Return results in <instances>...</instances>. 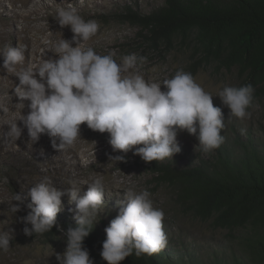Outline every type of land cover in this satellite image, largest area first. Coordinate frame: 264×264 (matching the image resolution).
Returning <instances> with one entry per match:
<instances>
[{
    "label": "clouds",
    "instance_id": "obj_1",
    "mask_svg": "<svg viewBox=\"0 0 264 264\" xmlns=\"http://www.w3.org/2000/svg\"><path fill=\"white\" fill-rule=\"evenodd\" d=\"M55 20L60 28L69 27L73 35L71 40L61 37L54 45L53 57L42 56L39 62L25 67L26 46L0 48V69L19 82L14 91L20 110L25 107L24 101L29 102L28 113L22 115L20 111L18 119L0 133L4 143L21 137L20 121L31 144L46 134L55 150L74 145L82 123L93 131L107 132L113 152L121 153L109 156L117 163L124 162L133 149L134 155L146 163L172 158L181 151L177 135L184 130L197 135L199 144L195 148L206 154L223 144L222 109L213 105L214 96L191 73L181 69L170 79L148 82L138 67L146 57L129 54L118 64L114 52L99 55L92 47L82 46L97 34L96 20H85L75 7H60ZM254 91L251 84L224 86L215 97L229 110V116L244 119L251 115L248 109ZM85 185L87 191L81 195V187L60 190L44 177L26 193L31 203L21 218L26 225L23 232L26 236L43 234L55 226L66 241L65 251L55 254L58 264H94L83 241L99 221L105 184L97 177ZM123 193L116 217L104 229L106 239L100 256L107 264H120L133 254L152 256L167 244L164 212L154 207L151 193L147 189L137 191L135 185H129ZM64 195L75 204V225L66 229L56 224ZM24 198L22 192L15 193L13 201L22 203ZM11 210L14 214L20 211L19 203H12ZM12 239L11 228L0 231V250L9 251Z\"/></svg>",
    "mask_w": 264,
    "mask_h": 264
},
{
    "label": "rangeland",
    "instance_id": "obj_2",
    "mask_svg": "<svg viewBox=\"0 0 264 264\" xmlns=\"http://www.w3.org/2000/svg\"><path fill=\"white\" fill-rule=\"evenodd\" d=\"M163 5L164 0H0V48L5 45L26 46L25 67L39 62L42 56L53 57L54 45L61 37L71 40L73 35L69 27L60 28L56 22L57 10L60 7H75L85 20L93 19L99 24L97 34L89 41L83 42V47H92L99 55L114 52V59L118 64L129 54L146 57V62L138 67L148 82L170 79L181 69L191 73L195 81L214 96L213 105L222 109L225 127L221 132L224 137L221 146L235 154L244 143H251L263 150L264 106L261 101L254 95L252 106L248 109L251 115L239 119L229 116V110L215 97L224 86L243 85L244 78L236 70L220 72L211 64L198 65L199 57H191L188 49L160 54L164 49L160 47L156 53L147 49L150 45L143 41L148 34L146 29L127 22L135 17H146ZM16 81L18 82V79L13 74L0 69V89L6 92L5 96L11 94L7 92ZM161 90H165L163 85ZM108 139L107 132H97L95 138L78 141L82 145L79 143L76 153L70 155L83 157V166L86 167L83 168V175L76 180L78 184L60 182L55 186L60 190L70 186L81 187L83 195L87 191L88 186H85V183L88 178L103 179L104 205L99 213V221L85 238L89 245L93 241L100 243L106 239L104 229L118 213V201L123 198V190L129 185H135L137 191L147 189L151 193L154 207L164 212L163 230L167 236V244L162 251L152 255L155 261L160 264H250L249 252L244 246L248 236L247 230H215L210 223L191 219L181 211L171 191L151 181L149 169L152 164L169 165L173 169L184 170L206 160H215V149L206 154L199 147L195 148L199 144L197 135L184 130L177 135L181 151L172 158L146 163L138 155H134L133 149L126 154L124 162L117 163L109 159V156L121 153L113 152ZM93 144L96 148L91 149ZM87 152L91 156L84 158ZM24 171H17V166L12 163L10 165L6 161L0 162V231H7L9 228L13 230L9 251L0 250V264H58L55 254H62L66 248V241L61 232L54 245L46 244L42 238L43 234L26 236L23 232L26 225L21 218L27 214V205L31 203L26 193L29 187L37 183V180L28 174V168H24ZM57 176L62 177L63 172ZM20 192L25 197L22 203L13 201L14 194ZM61 200L62 210L56 216V224L66 229L75 225L72 211L75 204L69 202L67 195L62 196ZM12 203H19L21 210L14 214L11 210ZM53 228L57 230L55 226ZM91 259L94 264L105 263L102 259Z\"/></svg>",
    "mask_w": 264,
    "mask_h": 264
},
{
    "label": "trees",
    "instance_id": "obj_3",
    "mask_svg": "<svg viewBox=\"0 0 264 264\" xmlns=\"http://www.w3.org/2000/svg\"><path fill=\"white\" fill-rule=\"evenodd\" d=\"M127 22L146 29L143 41L156 53L160 47V54L188 49L191 57H199L198 65L236 70L264 106V0H164L156 12ZM215 151L212 162L184 170L152 164L151 181L171 191L191 219L210 223L215 230H247L249 262L264 264V149L244 143L236 154L222 146ZM59 235L52 228L42 238L54 245ZM104 240L89 245L84 239L91 258L102 259ZM120 264L160 262L133 254Z\"/></svg>",
    "mask_w": 264,
    "mask_h": 264
},
{
    "label": "bare ground",
    "instance_id": "obj_4",
    "mask_svg": "<svg viewBox=\"0 0 264 264\" xmlns=\"http://www.w3.org/2000/svg\"><path fill=\"white\" fill-rule=\"evenodd\" d=\"M18 83L19 82L12 83L13 87L7 92L8 94L11 93L9 96H5L6 92L1 90L2 88L0 89V133L7 131L8 124L18 119L20 111L22 115H26L29 111L27 107L28 101H24L25 107L20 110L19 101L14 91ZM17 125L23 129L19 139L16 141H9L8 143H4L0 140V162L6 161L9 162L10 165L11 163L14 164L17 166V171L23 169V172H25L24 168H28V174L33 176L35 180H37L36 182H39L44 177H48L52 181L53 186H56L60 182H66L69 185L78 184L76 180L79 176L83 175V171L86 167L84 168L83 166V157H80L81 155L77 156L76 154L71 156L70 154L76 153V147L80 144L82 145V143L78 141H83L88 138L91 139V137L95 138V136H97V131L89 129L86 123H82L80 125V138L77 139L74 145L62 150H55L52 148L50 138L46 134H42L37 142L31 144L27 135V129L23 128L20 121H17ZM94 145L95 144H93L91 149L96 148V145ZM90 156L89 152H87L84 158ZM91 162L93 161L91 160ZM60 172H63L62 177L57 176ZM92 179L93 178H88L85 184L92 181Z\"/></svg>",
    "mask_w": 264,
    "mask_h": 264
}]
</instances>
